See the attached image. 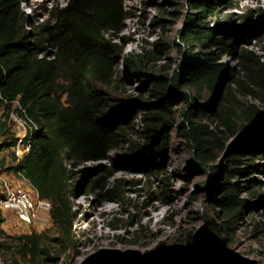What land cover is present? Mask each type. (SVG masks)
<instances>
[{
	"label": "rangeland",
	"instance_id": "obj_1",
	"mask_svg": "<svg viewBox=\"0 0 264 264\" xmlns=\"http://www.w3.org/2000/svg\"><path fill=\"white\" fill-rule=\"evenodd\" d=\"M16 1L19 11L31 24L29 32L34 35L47 19L45 12L56 5L64 6L69 0ZM122 6L126 20L122 23V30L110 36L117 46L115 80L109 88L96 87L113 104L108 114L120 111L124 106L133 108L130 122L122 126V134H127L134 146L144 144L140 120L143 112H139L136 98L145 99L150 88V84L144 87L135 74L126 70L123 60L151 53L153 60L147 62L146 72L164 77L168 85L176 72L183 79L186 77V68L182 64L183 54L188 52L189 63L195 67L204 61L203 53H211L213 65L222 69V82L215 97L206 79L197 86L181 81L179 92L185 94L188 101L195 99L199 106L209 103L215 111L226 100L225 108H231L236 114L233 117L223 112L234 124V135L222 120L213 116L212 110H204L206 116L201 122L213 136L207 142L205 165H199L179 133L184 122L182 114L188 106L177 98L175 92L168 91L171 117L165 148L160 154L153 158L148 152L142 157L131 158L126 151L128 144L112 151L106 161L76 166L74 170L77 172L89 169L93 176L87 182L83 181L79 193L70 194L69 204L74 215V237L70 243L61 240L50 213L44 216L43 224L37 221L24 227L14 212L0 210V264H29L17 257L20 249L17 237L31 233L43 234L36 250V260L40 264H230L233 263L231 259L245 264H264V156L245 160L243 152L250 150L254 140L247 132L250 127L243 121L244 111L254 108L264 114V97L261 100L242 92L236 83L247 54L251 53L249 57L253 62L264 63V0H211V7L217 6V11L205 16L206 25L202 27L214 32L216 43L211 49H203L200 44L187 47L183 43L181 34L188 28L197 27L199 22V15H195V22L187 25L188 0H123ZM244 16L248 17L247 21H243ZM228 41L233 44L232 48L225 46ZM43 49L47 56L54 53L50 44H45ZM244 80L245 85H251ZM14 116L9 117L7 128L20 145ZM2 119L0 114V122ZM12 154L13 149L0 154V160L4 162L2 176L17 189L27 190L34 197L35 193L11 170L15 165ZM209 167H215L214 175ZM108 173L110 184L121 185L124 205L107 202L102 192L90 189L92 180L104 181ZM80 175L77 173L72 178L71 185L80 179ZM231 185L236 186V200L243 201L235 218H230L216 204L222 188ZM225 220L229 221L230 230L227 236L220 234L219 240L224 239L220 255L208 251L202 253L198 238L202 228L222 224ZM198 254H201V257L197 256L201 261H193Z\"/></svg>",
	"mask_w": 264,
	"mask_h": 264
},
{
	"label": "trees",
	"instance_id": "obj_2",
	"mask_svg": "<svg viewBox=\"0 0 264 264\" xmlns=\"http://www.w3.org/2000/svg\"><path fill=\"white\" fill-rule=\"evenodd\" d=\"M122 1L69 0L64 6L56 5L46 11L47 19L32 35L29 32L31 24L26 15L19 11L17 1L0 0V114L3 118L0 122V135L3 137L0 154L17 145V139L7 128L12 111L36 126L29 137L22 141V145L28 146L29 150L11 170L27 180L39 199L50 203L52 224L59 229L61 240L67 243L74 237V215L69 198L75 184L71 185L70 182L83 171L74 169L84 163L106 161L112 151L128 144L126 151L132 155L131 158L142 157L148 152L153 158L159 155L165 148L171 117V106L166 95L168 91L175 92L177 98L188 106L182 114L184 122L180 125L182 131L179 133L192 149L199 165H205L207 142L213 136L201 122L206 116L204 110H211L210 104L199 106L195 99L188 101L184 98L185 94L179 92L181 81L197 86L203 79L213 89L222 69L213 65L211 53H203L204 61L195 67L189 63L188 52H185L182 66L186 68V77L183 79L176 72L168 85L164 77H155L146 72L147 62L153 60L151 53L123 60L126 70L135 74L144 87L150 84L148 96L145 99L136 98L139 112H143L140 120L144 147L139 144L134 146L128 135L122 134V126L130 122V106L108 115L109 107L113 104L96 87L109 88L115 80L117 46L110 36L121 31L122 23L126 20ZM188 10L185 16L187 25L195 22V15H199V22L197 27L188 28L181 34L183 43L187 47L200 44L203 49H211L212 44L216 43L214 32L202 27L206 25L205 16L214 14L217 6L211 7V0H188ZM247 20L248 17L244 16L243 21ZM45 44H50L54 50L52 55L47 56L43 49ZM225 46L232 48L233 44L228 41ZM250 54L243 59L241 77L236 83L242 92L263 100L264 63L253 62ZM244 79L251 85H245ZM14 104L17 105L15 109ZM219 107L218 111L213 108V116L222 120L234 135V124L223 112L236 117L235 112L229 107L225 108L226 100ZM244 116L247 127L255 128L264 122V114L254 108L244 111ZM253 139V149L243 150L245 160L252 156H264V134ZM12 157L14 159V155ZM0 165L4 166L3 160H0ZM214 169L209 167L213 175ZM109 180V173L104 181L95 178L90 182V189L92 192H102L107 202L124 205L121 185L110 184ZM235 187L224 186L222 195L216 200L218 207L230 218L237 217L243 205V201L236 200ZM228 222L225 220L222 224L202 228L198 237L200 247L215 256L220 255L224 239L220 241L219 237L220 234L228 235ZM42 237L43 234L37 233L17 237L20 248L17 257L29 264H40L36 260V250ZM197 256L201 257V254L196 255L193 261H201Z\"/></svg>",
	"mask_w": 264,
	"mask_h": 264
},
{
	"label": "built area",
	"instance_id": "obj_3",
	"mask_svg": "<svg viewBox=\"0 0 264 264\" xmlns=\"http://www.w3.org/2000/svg\"><path fill=\"white\" fill-rule=\"evenodd\" d=\"M13 121L16 123L19 131V140L21 144L13 148L15 164L18 163L29 150L28 146H23L22 141L29 137L31 132L36 129V126L24 117L19 116L15 111L9 114V117H13ZM20 146V147H19ZM2 166L0 165V210L14 212L18 221L28 227L35 224L37 221L41 224L44 223V216L50 213L51 205L48 201L39 199L35 190L30 186L27 180L19 173H16V177L22 182L28 185V188L35 193L32 197L26 190H19L17 186H14L11 181L6 180L2 176Z\"/></svg>",
	"mask_w": 264,
	"mask_h": 264
},
{
	"label": "water",
	"instance_id": "obj_4",
	"mask_svg": "<svg viewBox=\"0 0 264 264\" xmlns=\"http://www.w3.org/2000/svg\"><path fill=\"white\" fill-rule=\"evenodd\" d=\"M222 80V76H219L218 78H217V81H216V83H215V85H214V87H213V91H214V97H215V95H217L218 94V92H217V87L221 84V81ZM215 89V90H214ZM214 99V98H213ZM133 107V106H132ZM134 107H136V106H134ZM211 107H212V105H211ZM137 108H138V105H137ZM213 108H214V106L211 108V110H213ZM129 112H130V116H132L133 115V108H130V110H128ZM108 115H110V114H108ZM129 116V117H130ZM131 118V117H130ZM127 123V122H126ZM125 123V124H126ZM248 132V134L250 135V136H252V137H261L263 134H264V122H263V124H259V125H257V127H250V130H248L247 131ZM83 171L80 173L81 175H80V179L75 183V186H74V192H78L79 190H81V188L83 187L82 186V183H83V181H88L90 178H92V174H91V171L92 170H89V169H82ZM136 171L137 172H140V169H136ZM143 172H144V169L142 170ZM90 175V176H89ZM86 181V182H87ZM80 192V191H79ZM78 192V193H79ZM81 194H79V195H77V197H79ZM199 248H200V250H201V252L202 253H204V252H206L204 249H202L201 247H200V244H199ZM107 258H110V259H112V260H118L119 262H125V260H123V259H120V258H118V257H107ZM98 260V259H97ZM97 260H95V261H97ZM94 261V262H95ZM230 261H232L234 264H245V263H243V262H240V261H238V260H235V259H231Z\"/></svg>",
	"mask_w": 264,
	"mask_h": 264
},
{
	"label": "bare ground",
	"instance_id": "obj_5",
	"mask_svg": "<svg viewBox=\"0 0 264 264\" xmlns=\"http://www.w3.org/2000/svg\"><path fill=\"white\" fill-rule=\"evenodd\" d=\"M145 213H149V212H147V211H145ZM150 216H151V214H149ZM150 221H151V217H150V219H149Z\"/></svg>",
	"mask_w": 264,
	"mask_h": 264
}]
</instances>
